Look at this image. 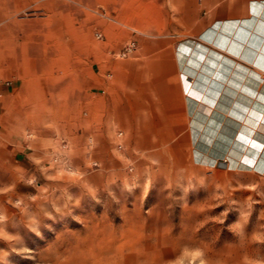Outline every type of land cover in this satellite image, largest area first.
<instances>
[{
  "label": "rangeland",
  "instance_id": "obj_1",
  "mask_svg": "<svg viewBox=\"0 0 264 264\" xmlns=\"http://www.w3.org/2000/svg\"><path fill=\"white\" fill-rule=\"evenodd\" d=\"M65 2L46 0L17 32L41 38L57 17L80 33V41L66 36L65 66L57 61L43 83L44 112L20 113L28 80L0 77V264H264V173L231 168L225 157L222 165L197 162L190 116L186 137L146 150L130 145L123 129L86 128L79 103L86 48L119 34L102 27L114 21L104 3L72 0L70 17ZM182 3L178 12L167 0V19L149 18L168 24L162 31L145 34L120 18L127 37L117 57L134 56L145 39L170 40L176 51L199 40L209 14L228 10V0ZM129 43L134 49L124 56ZM28 45L40 60V41Z\"/></svg>",
  "mask_w": 264,
  "mask_h": 264
},
{
  "label": "crops",
  "instance_id": "obj_2",
  "mask_svg": "<svg viewBox=\"0 0 264 264\" xmlns=\"http://www.w3.org/2000/svg\"><path fill=\"white\" fill-rule=\"evenodd\" d=\"M45 1L0 0V77L20 76L28 80L30 87L23 99L28 106L20 108V113L44 112L42 106H45V102L40 101L45 90L43 83L51 80L57 61H60L59 65L65 66L69 48L66 36L70 34L81 40L78 31L67 30L66 20L57 17L47 20L48 30L41 38L33 34H27L23 39L18 37L17 32L27 24L23 17L29 12L40 11ZM98 1L106 5V11L114 18L112 23H103L102 27L112 29L119 35L111 41L90 43L86 48L90 63L87 74L82 77L84 88L79 100L81 108L85 109L86 128L123 129L127 142L144 150L177 143L180 137H186V116H190L178 56L179 45L174 51L170 40L145 39L138 42L134 56L117 57L124 46L121 38L127 37V30L122 28L120 18H125L124 25L133 22L134 28L145 34L154 30L153 26L155 30L162 31L168 24L154 25L152 20L149 22V18H166L168 8L164 5L167 0H135V6L129 4L133 0ZM172 1L177 11L181 12L183 0ZM205 1L210 4L219 0ZM252 1L255 0H228V10L214 11L207 16L209 25L204 30L218 20L248 17ZM70 2L72 0L65 2V15L71 17L73 12ZM124 3L128 6H122ZM35 40L43 46L40 60L28 50V43ZM51 47L59 58L48 53ZM2 91L7 96L8 88ZM95 117L97 123L93 124ZM191 122L192 119H189V137ZM225 158L228 159L227 156Z\"/></svg>",
  "mask_w": 264,
  "mask_h": 264
},
{
  "label": "bare ground",
  "instance_id": "obj_3",
  "mask_svg": "<svg viewBox=\"0 0 264 264\" xmlns=\"http://www.w3.org/2000/svg\"><path fill=\"white\" fill-rule=\"evenodd\" d=\"M249 11L182 41L178 56L194 159L264 173V0Z\"/></svg>",
  "mask_w": 264,
  "mask_h": 264
},
{
  "label": "built area",
  "instance_id": "obj_4",
  "mask_svg": "<svg viewBox=\"0 0 264 264\" xmlns=\"http://www.w3.org/2000/svg\"><path fill=\"white\" fill-rule=\"evenodd\" d=\"M134 46H135L134 43H129V44H127V45L125 46L124 51H123L122 54H123L124 56L127 55L128 53H130V52L134 49Z\"/></svg>",
  "mask_w": 264,
  "mask_h": 264
},
{
  "label": "water",
  "instance_id": "obj_5",
  "mask_svg": "<svg viewBox=\"0 0 264 264\" xmlns=\"http://www.w3.org/2000/svg\"><path fill=\"white\" fill-rule=\"evenodd\" d=\"M221 166V165H220Z\"/></svg>",
  "mask_w": 264,
  "mask_h": 264
}]
</instances>
